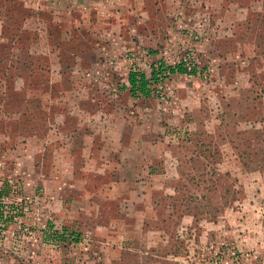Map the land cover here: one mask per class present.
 Here are the masks:
<instances>
[{
  "label": "rangeland",
  "instance_id": "obj_1",
  "mask_svg": "<svg viewBox=\"0 0 264 264\" xmlns=\"http://www.w3.org/2000/svg\"><path fill=\"white\" fill-rule=\"evenodd\" d=\"M4 188L0 264H264V0H0Z\"/></svg>",
  "mask_w": 264,
  "mask_h": 264
},
{
  "label": "trees",
  "instance_id": "obj_2",
  "mask_svg": "<svg viewBox=\"0 0 264 264\" xmlns=\"http://www.w3.org/2000/svg\"><path fill=\"white\" fill-rule=\"evenodd\" d=\"M151 73L148 76L143 71H130L128 81H129V91L133 96L142 95L144 97H150L156 86L157 83L163 82L168 79L170 76L175 74H194L198 73L196 65L189 68L187 61H180L175 64H169L166 61L160 59L156 63L152 64L151 66ZM155 86V87H153ZM7 189H0V200H2L7 194ZM1 214H3L1 212ZM5 223V222H4ZM6 226V225H5ZM68 229L64 228V231L59 233L56 232L55 240L58 241H68V240H77L78 237L74 236V233L67 235Z\"/></svg>",
  "mask_w": 264,
  "mask_h": 264
},
{
  "label": "crops",
  "instance_id": "obj_3",
  "mask_svg": "<svg viewBox=\"0 0 264 264\" xmlns=\"http://www.w3.org/2000/svg\"><path fill=\"white\" fill-rule=\"evenodd\" d=\"M121 154H119V156H120ZM89 157H90V155H89ZM93 160H95V157H93ZM123 160V159H122ZM123 163L122 164H126V161H122ZM127 165V164H126ZM121 167H122V165H120ZM99 177H101L102 175H98ZM113 180H116V179H113ZM130 181H128V179H125V177H122L120 180H119V182L117 183V185H119V186H122L123 188H125V189H131V188H145V186H142V182L141 183H138V185L137 184H135V185H137V186H135L134 184L133 185H131L132 187H127V185H130ZM143 183H144V181H143Z\"/></svg>",
  "mask_w": 264,
  "mask_h": 264
}]
</instances>
